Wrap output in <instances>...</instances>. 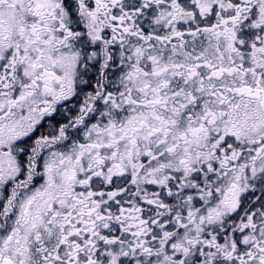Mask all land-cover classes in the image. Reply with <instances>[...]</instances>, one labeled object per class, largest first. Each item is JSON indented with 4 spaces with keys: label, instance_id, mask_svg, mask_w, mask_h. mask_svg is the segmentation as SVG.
<instances>
[{
    "label": "snow or ice",
    "instance_id": "6c2138e0",
    "mask_svg": "<svg viewBox=\"0 0 264 264\" xmlns=\"http://www.w3.org/2000/svg\"><path fill=\"white\" fill-rule=\"evenodd\" d=\"M0 264H264V0H0Z\"/></svg>",
    "mask_w": 264,
    "mask_h": 264
}]
</instances>
